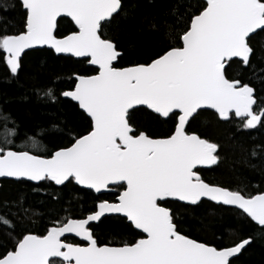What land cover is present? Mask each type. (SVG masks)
Returning <instances> with one entry per match:
<instances>
[{
  "label": "snow or ice",
  "instance_id": "obj_1",
  "mask_svg": "<svg viewBox=\"0 0 264 264\" xmlns=\"http://www.w3.org/2000/svg\"><path fill=\"white\" fill-rule=\"evenodd\" d=\"M19 6L24 30L0 34V55L11 74H19L26 50L44 47L97 67L94 75H75L74 85L60 93L90 118L86 133H69L68 143L47 155L9 140L0 145V177L61 189L75 184L96 193L110 186L123 190L116 202L101 201L83 218L53 222L45 235L21 234L12 250L0 253V264H234L250 238L220 247L198 242L178 231L166 204L215 202L264 229V194L245 196L206 183L200 169L218 163L219 145L187 131L190 118L205 108L224 121L239 118L244 129L264 126V109L253 107L255 89L226 74L232 64L252 66L250 35L264 31V0H204L170 33L176 44L129 67L116 63L122 53L104 34L122 0H19ZM61 17L72 25L63 35ZM41 94L55 101L52 88ZM140 111L171 130L154 137L137 128L133 117ZM8 132L15 135L14 128ZM29 140L37 147L36 136ZM106 214H121L145 238L100 245L90 225ZM9 215L20 213L0 215V226L11 234L18 224ZM66 234L86 246L68 242Z\"/></svg>",
  "mask_w": 264,
  "mask_h": 264
},
{
  "label": "trees",
  "instance_id": "obj_2",
  "mask_svg": "<svg viewBox=\"0 0 264 264\" xmlns=\"http://www.w3.org/2000/svg\"><path fill=\"white\" fill-rule=\"evenodd\" d=\"M202 3V0H122L119 15L104 29V34L115 41L122 53L117 64L129 67L150 62L158 52L176 44L170 33L179 31L180 25L187 23ZM24 25L25 14L19 1L0 0V34H19ZM71 27L69 19H61L58 34H66ZM250 46L252 66L232 64L227 66L226 74L255 89L254 109L259 111L264 109V31L250 38ZM77 74L96 72L80 59L38 49L23 56L19 74L13 75L0 55V145L11 140L15 148L47 155L67 144L69 133H86L90 119L75 103L60 95L74 85ZM48 88L54 91V102L41 94ZM5 116L9 118L7 121L3 119ZM133 123L154 137L166 134L172 127L152 120L144 111L136 112ZM13 128L14 136L8 132ZM41 129L45 130L43 135H37ZM187 131L219 145L217 165L200 169L206 183L240 191L245 196L264 193V126L244 129L242 121L234 116L230 121H222L211 111H199L189 122ZM30 136H36L37 147L33 148ZM114 189L111 194L98 196L75 184L61 189L49 184L1 181L0 215L10 212L20 215H9L17 221L15 232L9 234V230L0 226V253L12 250L21 234L45 235L53 222L65 217L83 218L101 201L115 202L123 189ZM166 206L174 214L181 234L215 247L250 238L251 244L234 259V264H264V229L239 215L237 210L210 201L191 206L169 200ZM24 209L28 210L27 214ZM90 227L100 245L119 246L143 237L119 216L104 217ZM66 240L79 243L73 238Z\"/></svg>",
  "mask_w": 264,
  "mask_h": 264
},
{
  "label": "water",
  "instance_id": "obj_3",
  "mask_svg": "<svg viewBox=\"0 0 264 264\" xmlns=\"http://www.w3.org/2000/svg\"><path fill=\"white\" fill-rule=\"evenodd\" d=\"M19 1V0H18ZM202 1H204V0H202ZM63 18H66V19H69L70 20V18H67V17H61V18H58V22L61 20V19H63ZM259 31H261V30H257L254 34H251L250 35V38L252 37V36H254L256 33H258ZM41 49H48L47 47H44V48H41ZM33 50H37V49H30V50H26V53L27 52H29V51H33ZM49 50H51V49H49ZM51 51H53L54 52V50H51ZM57 55V54H56ZM58 56H62V55H58ZM66 57V56H65ZM75 59H81V58H75ZM118 62V61H117ZM116 62V63H117ZM89 66H91V67H93V68H95L96 69V67L97 66H94V65H90L89 64ZM226 68H227V66H226ZM65 99H68V100H70L69 98H65ZM71 101V100H70ZM73 103H75L77 106H78V104H77V102H75V101H72ZM139 107V106H138ZM254 107V106H253ZM80 109V108H79ZM81 110V109H80ZM82 112H83V110H81ZM150 111V110H149ZM199 111H211V112H213V113H216L215 112V110H213V109H208V108H205V109H201V110H198V112ZM84 113V112H83ZM86 116H87V114L86 113H84ZM217 114V113H216ZM197 114H194V116L192 117V118H190V121L196 116ZM218 115V114H217ZM89 118V117H88ZM90 119V118H89ZM239 119V118H238ZM222 121H224V120H222ZM192 134H194V133H192ZM213 166H215V165H212V166H205V167H202L201 169H210V168H212ZM4 180H13V181H16L15 179H13V178H7V177H0V184H1V181H4ZM30 183H33V182H30ZM33 184H35V183H33ZM35 185H37V184H35ZM78 186V185H77ZM59 187V186H58ZM80 188H83V189H87V188H85V187H83V186H79ZM87 190H89V191H92L94 194H96V195H98V196H100V195H105V194H111V193H113L114 192V189H113V187L112 186H110V190H104L102 193H96L94 190H92V189H87ZM262 194H264V193H262ZM258 195H260V194H258ZM171 201H176V202H179V203H181V204H185V205H188V204H186L185 202H180V201H177V200H172V199H170ZM109 202V201H108ZM213 203H215V202H213ZM99 204V203H98ZM216 204V203H215ZM98 206V205H97ZM192 206V205H191ZM224 206V205H223ZM226 207H229V208H232V207H230V206H226ZM110 216H119V217H122V215L121 214H106V216L105 217H110ZM104 217H102L101 218V220L103 219ZM123 218V217H122ZM100 220V221H101ZM100 221H98V222H92L91 223V225H96V224H98ZM90 225V226H91ZM139 233H141L139 230H137ZM142 235H143V238H145V236H146V234H143V233H141ZM67 238H74V239H76V240H78L81 244L80 245H82V246H86V242H84V241H82L81 240V238H79V237H76L74 234H66V237H65V239H67ZM110 246H112V245H110ZM247 247V246H246ZM242 252H243V250H242ZM241 252V253H242ZM241 253L240 254H238V256L237 257H239L240 255H241ZM237 257H235V258H237ZM234 258V259H235Z\"/></svg>",
  "mask_w": 264,
  "mask_h": 264
},
{
  "label": "bare ground",
  "instance_id": "obj_4",
  "mask_svg": "<svg viewBox=\"0 0 264 264\" xmlns=\"http://www.w3.org/2000/svg\"><path fill=\"white\" fill-rule=\"evenodd\" d=\"M213 203V202H212Z\"/></svg>",
  "mask_w": 264,
  "mask_h": 264
}]
</instances>
